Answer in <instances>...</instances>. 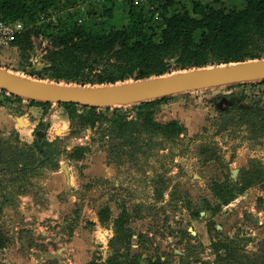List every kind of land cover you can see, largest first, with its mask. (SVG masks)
<instances>
[{
  "label": "rangeland",
  "instance_id": "374dc122",
  "mask_svg": "<svg viewBox=\"0 0 264 264\" xmlns=\"http://www.w3.org/2000/svg\"><path fill=\"white\" fill-rule=\"evenodd\" d=\"M120 4L105 20L107 30L127 24L125 1ZM55 5L17 24L45 34L54 25H87L89 11L101 14L106 3ZM41 54L37 44L30 62ZM6 55L0 68L37 79L20 51ZM11 94L0 88V264H252L256 257L263 264L264 80L149 99L156 122L183 127L173 136L147 132L140 103L79 104L70 117L63 103L34 112ZM161 112L179 117L161 120L168 116ZM123 115L136 139L117 124ZM41 121L50 123L47 155L33 143ZM22 151L33 154L31 169ZM216 182L234 188V199L222 202L212 190ZM101 212L108 214L105 223ZM213 240L232 241V257L219 260Z\"/></svg>",
  "mask_w": 264,
  "mask_h": 264
},
{
  "label": "trees",
  "instance_id": "16d2710c",
  "mask_svg": "<svg viewBox=\"0 0 264 264\" xmlns=\"http://www.w3.org/2000/svg\"><path fill=\"white\" fill-rule=\"evenodd\" d=\"M122 1H125L128 15L125 25H111L107 30L105 20L112 19L114 14L113 7L105 5L101 14L97 13L99 8L89 11L87 25L74 22L69 29L54 25L47 34L33 26H25L15 34L12 44L31 66L36 45L41 46L44 66L40 70L33 67L38 80L53 79L58 83L61 78L66 79L67 84L94 87L118 84L127 78L137 81L162 77L170 74L173 68L189 71L264 58L261 46L264 0H245L243 7L230 9L194 1L191 10L177 0ZM78 2L66 0V5L73 7ZM55 4L57 0H0V20L29 19L33 12L49 13ZM42 36L48 40L46 44ZM31 101L44 106L52 103ZM61 103L73 117L78 104ZM139 105L137 115L147 132L173 136L183 130L175 120L156 122L154 102L147 100ZM126 119V115L121 116L117 124L128 128L129 139H136L130 125L125 126L130 123ZM49 127V122L41 121L34 131V147L45 155L50 143L47 139ZM74 152L75 149L71 154ZM20 153L24 156L22 163L31 169L27 162L33 159V154ZM212 190L224 203L230 202L236 194L234 188L217 182ZM100 219L107 222L108 214L101 212ZM231 242L213 240L214 254L219 260L232 257ZM261 258L264 264V256ZM258 259L254 258L252 264H258Z\"/></svg>",
  "mask_w": 264,
  "mask_h": 264
},
{
  "label": "water",
  "instance_id": "95a60500",
  "mask_svg": "<svg viewBox=\"0 0 264 264\" xmlns=\"http://www.w3.org/2000/svg\"><path fill=\"white\" fill-rule=\"evenodd\" d=\"M86 61V59H85ZM43 64L36 63L40 70ZM264 79V58L241 63L192 69L131 83L95 87L51 83L12 75L0 68V88L16 96L43 102L75 103L88 107H110L117 103H140L185 91ZM65 167V164H63ZM68 172V170L65 168Z\"/></svg>",
  "mask_w": 264,
  "mask_h": 264
},
{
  "label": "crops",
  "instance_id": "0c3cea01",
  "mask_svg": "<svg viewBox=\"0 0 264 264\" xmlns=\"http://www.w3.org/2000/svg\"><path fill=\"white\" fill-rule=\"evenodd\" d=\"M102 1V0H101ZM103 1H105V3H106V5L107 6H112L113 7V14H114V12H115V9H114V7H116L117 8V5H121L120 4V2H121V0H114V2L113 3H111V5L109 4H107L108 2H111V0H103ZM116 1V2H115ZM178 2H179V4H183V5H185L186 7H188L190 10H191V8H192V3L194 2V1H201V2H203V3H208V4H210V5H212V6H215V7H223V8H226V9H230V8H238L239 6H236L238 3H241L242 2V6L241 7H243V5H244V3H245V0H177ZM116 3V4H115ZM114 4V5H113ZM120 7V6H119ZM115 15V14H114ZM125 16H127V13H126V15ZM113 19V18H112ZM11 52L12 53H19V49L18 48H13V49H11ZM3 61H6V58H4V60ZM0 63H2V62H0ZM32 67H34V68H36L35 67V64H33L32 65ZM28 68H30V67H28ZM42 69V68H41ZM36 70H38L37 68H36ZM32 71H33V69H32ZM31 71V73H33ZM264 79H262V80H260V81H263ZM250 81H252V80H250ZM183 93V92H182ZM19 97V98H18ZM15 98L17 99V100H22L24 103H27L28 105H31V110L33 109V108H36V109H34V110H32V111H36V110H40L44 105H42L41 103H39V102H32L31 101V99H28V100H24V99H26L25 97H21V96H15ZM33 105H35V106H33ZM168 114V116L166 117V118H164V119H161V120H173V119H175V118H177V117H179V115H176V113H169V112H161V113H159L158 114V116L160 117V115H162V114ZM158 117V118H159ZM160 119V118H159Z\"/></svg>",
  "mask_w": 264,
  "mask_h": 264
},
{
  "label": "built area",
  "instance_id": "2783aa9c",
  "mask_svg": "<svg viewBox=\"0 0 264 264\" xmlns=\"http://www.w3.org/2000/svg\"><path fill=\"white\" fill-rule=\"evenodd\" d=\"M136 2H143L145 0H135ZM23 27L21 28L20 25L17 24V21H11V20H0V62H3L4 58L7 59V55L6 53L9 54V52H11V49L13 48H18L16 46H14L12 44L13 42V38L15 36V34L22 30ZM41 57V56H40ZM40 57H38V60L40 59ZM38 60L35 58L34 60H32V64L34 62V64L37 62ZM6 93H8V95H10L11 93H9L8 91H6ZM13 95V94H11ZM16 96V95H14Z\"/></svg>",
  "mask_w": 264,
  "mask_h": 264
}]
</instances>
